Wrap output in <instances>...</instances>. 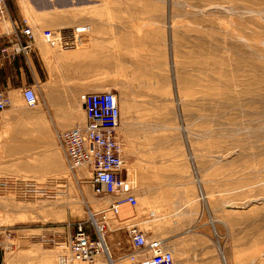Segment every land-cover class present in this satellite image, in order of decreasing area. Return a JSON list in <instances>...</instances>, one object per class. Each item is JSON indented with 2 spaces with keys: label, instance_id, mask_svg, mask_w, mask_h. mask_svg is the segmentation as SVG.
Here are the masks:
<instances>
[{
  "label": "rangeland",
  "instance_id": "rangeland-1",
  "mask_svg": "<svg viewBox=\"0 0 264 264\" xmlns=\"http://www.w3.org/2000/svg\"><path fill=\"white\" fill-rule=\"evenodd\" d=\"M6 1L33 27L48 81L33 87L38 106L18 96L0 113L10 264H62L75 225L108 209L78 181L83 171L70 173L44 112L78 113L83 124L93 90L119 98L134 221L166 239L179 264H264V0ZM106 214L107 238L130 224ZM109 245L113 258L124 254L120 238ZM62 262L111 264L104 254Z\"/></svg>",
  "mask_w": 264,
  "mask_h": 264
},
{
  "label": "built area",
  "instance_id": "built-area-1",
  "mask_svg": "<svg viewBox=\"0 0 264 264\" xmlns=\"http://www.w3.org/2000/svg\"><path fill=\"white\" fill-rule=\"evenodd\" d=\"M0 22H11V28L4 32L11 39L10 44L2 49L3 56L16 57L32 49L35 42L33 27L27 18H22L21 22L14 21L6 0H0ZM23 99L30 107L40 104L38 93L32 86L23 90ZM11 102L9 95L0 90V110L6 109ZM84 110L83 124L57 131L67 166L76 175L80 168H87L88 173L78 181L89 182L98 196L111 195L116 199L107 210L99 213V218L98 214L91 212L94 218L90 217V223L78 222L75 225V230L63 241L60 259L67 263L75 260L91 262L100 254L108 253L111 264H179L168 248L167 240L149 234L138 223L128 226L132 250L118 258L112 257L108 246L109 218L106 212L117 216L123 204L138 205L134 188L124 176L126 158L120 135L121 106L114 91L93 90L85 96ZM23 181L24 185L31 183ZM13 182L18 184L17 180Z\"/></svg>",
  "mask_w": 264,
  "mask_h": 264
},
{
  "label": "crops",
  "instance_id": "crops-1",
  "mask_svg": "<svg viewBox=\"0 0 264 264\" xmlns=\"http://www.w3.org/2000/svg\"><path fill=\"white\" fill-rule=\"evenodd\" d=\"M10 13L14 21H22V15L20 14V12H15L12 8H10ZM6 28H8V26H6ZM10 39L11 36L4 34V31H2V27L0 24V90L5 91V93L9 95L12 101L13 98H16L18 96H22L23 98V90L26 87L32 86L36 87L37 90H42V87L45 86L48 81L46 77L47 68L45 66V60L41 54V51H39L37 48L32 47V49H30L27 53H20L16 55V57L3 56L2 49L10 44ZM47 88L48 90H57L56 88L52 87L51 84H48ZM4 110H0V113ZM44 112L46 117H49L51 129L55 132L63 130L64 128H71L75 125L77 126L78 124H82L79 123L81 116L78 113H66V111L59 110L58 108H47L44 110ZM31 114L32 113H26L25 111H23L19 115H21L23 118L26 117L35 123H41V116L39 114ZM4 117L3 119L5 120ZM83 120H85V114ZM103 199L105 200L100 201L101 204L107 203V208H109L116 197L109 195L104 196ZM151 214L153 215L154 213L152 212ZM115 217L120 223L123 224L127 222H130V224L137 223L134 221L137 218L136 208L130 204H123L121 206L119 214ZM130 224L118 226V230H115L119 231L121 229H124L123 232H117L116 234L112 233L114 232L112 231L110 234H108V240L109 242H111L112 246L116 245V240L118 238L123 241L125 249L124 254L130 251L126 247V243L130 240L128 234V226ZM3 230L4 229H1L0 232H2ZM9 254V251L3 245L0 237V264H10ZM120 255H123V253L120 252L119 256Z\"/></svg>",
  "mask_w": 264,
  "mask_h": 264
},
{
  "label": "bare ground",
  "instance_id": "bare-ground-1",
  "mask_svg": "<svg viewBox=\"0 0 264 264\" xmlns=\"http://www.w3.org/2000/svg\"><path fill=\"white\" fill-rule=\"evenodd\" d=\"M38 105H39V104H38ZM38 105H37V106H38ZM66 162H67V161H66ZM67 167H68V166H67ZM68 169H69V168H68ZM69 171H70V170H69ZM81 171H83V172H82V176H83V175H86V174L88 173L87 168H80V169H79V172H81ZM79 172H78V173H79ZM70 173H71V172H70ZM75 175H76V174H75ZM93 218H94V217H93ZM108 224H109V220H108ZM108 226L110 227V224H109ZM167 245H168V243H167ZM108 246H109V245H108ZM109 248H110V247H109ZM168 248H169V246H168ZM169 249H170V248H169ZM110 253H111V250H110ZM173 253H174V252H173ZM103 254L109 256L108 253H103ZM100 255H102V254H100ZM100 255H99V256H100ZM109 257H110V256H109ZM75 261H76V260H75ZM61 263L64 264V263L62 262V260H61Z\"/></svg>",
  "mask_w": 264,
  "mask_h": 264
}]
</instances>
